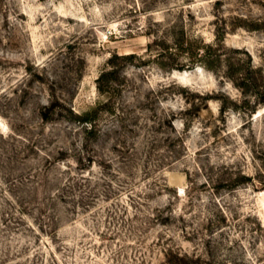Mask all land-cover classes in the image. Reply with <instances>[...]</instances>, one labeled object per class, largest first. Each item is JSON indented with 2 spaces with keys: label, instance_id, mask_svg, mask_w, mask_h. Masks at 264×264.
I'll return each instance as SVG.
<instances>
[{
  "label": "rangeland",
  "instance_id": "obj_1",
  "mask_svg": "<svg viewBox=\"0 0 264 264\" xmlns=\"http://www.w3.org/2000/svg\"><path fill=\"white\" fill-rule=\"evenodd\" d=\"M0 264H264V0H0Z\"/></svg>",
  "mask_w": 264,
  "mask_h": 264
},
{
  "label": "trees",
  "instance_id": "obj_2",
  "mask_svg": "<svg viewBox=\"0 0 264 264\" xmlns=\"http://www.w3.org/2000/svg\"><path fill=\"white\" fill-rule=\"evenodd\" d=\"M87 121H89L87 118H85Z\"/></svg>",
  "mask_w": 264,
  "mask_h": 264
}]
</instances>
